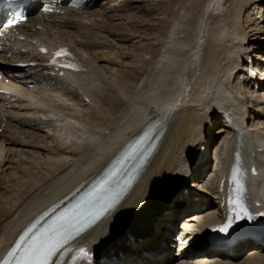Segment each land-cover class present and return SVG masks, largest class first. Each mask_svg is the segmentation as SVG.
<instances>
[{
    "label": "bare ground",
    "instance_id": "6f19581e",
    "mask_svg": "<svg viewBox=\"0 0 264 264\" xmlns=\"http://www.w3.org/2000/svg\"><path fill=\"white\" fill-rule=\"evenodd\" d=\"M89 4V11L55 17L38 15L34 5L23 29L48 46L70 47L90 72L86 82L77 74L49 76L42 65L24 70L35 73L38 90L24 84L31 101L17 96L6 102L10 111H0V261L157 123L149 155L117 204L50 264H69L85 251L96 256L89 264H264V236L235 245L231 256L181 248L178 261L175 254L178 230L188 224L203 232L221 217L217 181L234 152L244 164L255 157L259 178L248 197L264 205V41L245 42L252 27L264 33L257 18L264 0ZM251 49L259 50L253 60ZM125 231L143 237L121 249ZM202 240L189 238L199 246Z\"/></svg>",
    "mask_w": 264,
    "mask_h": 264
},
{
    "label": "snow or ice",
    "instance_id": "6c2138e0",
    "mask_svg": "<svg viewBox=\"0 0 264 264\" xmlns=\"http://www.w3.org/2000/svg\"><path fill=\"white\" fill-rule=\"evenodd\" d=\"M60 52H63V50H60ZM60 52L56 53V55H60ZM108 206L110 207V204ZM90 207L95 208V202H92ZM106 210L107 208L101 205L99 209L94 213H89V215H92L95 219L99 217L101 212ZM67 231L68 226L61 224L51 231L41 233L27 247H22L25 236H27V233H25L24 236L20 237L16 246L8 252L7 258L2 264H12V261H15V264H48L49 258L55 254L62 243L66 242ZM17 253H19V259H16Z\"/></svg>",
    "mask_w": 264,
    "mask_h": 264
},
{
    "label": "rangeland",
    "instance_id": "374dc122",
    "mask_svg": "<svg viewBox=\"0 0 264 264\" xmlns=\"http://www.w3.org/2000/svg\"><path fill=\"white\" fill-rule=\"evenodd\" d=\"M252 9V8H251ZM261 16H263L264 17V9H262V11H260V14H258V16H257V18H260V21L262 20V19H264L263 17H261ZM262 18V19H261ZM262 26H264V23H262L261 24ZM260 25V26H261ZM258 33V34H257ZM249 35V38L245 41L246 43H248V44H246V48L247 47H251L254 43H256L257 44V42H263L264 41V33L262 34V33H259V32H256L255 30H254V27H252V29H250V32L248 33ZM252 38V39H251ZM250 41V42H249ZM261 45H260V47H262V49H264V43H260ZM258 51L259 50H250V56H251V59H249V60H253L252 58H253V56L254 55H256L257 53H258ZM147 61H148V59H147ZM243 77V76H242ZM10 111V110H9ZM223 122L221 121V124H222ZM221 124H220V126H221ZM220 126H218L217 128H221ZM223 126V125H222ZM0 133H2V131H1V129H0ZM163 206V204H160V205H158V208H160V207H162ZM146 222H149V220H148V218H147V220H146ZM143 236H140V235H138L137 236V233H130V235L128 236V237H123L122 239H121V249H124L126 246H128V245H130L131 243H132V239H135V238H142Z\"/></svg>",
    "mask_w": 264,
    "mask_h": 264
}]
</instances>
